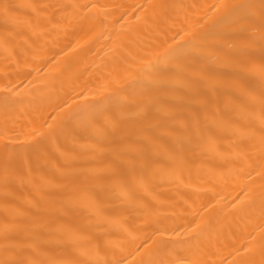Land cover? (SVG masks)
<instances>
[{"label":"bare ground","instance_id":"1","mask_svg":"<svg viewBox=\"0 0 264 264\" xmlns=\"http://www.w3.org/2000/svg\"><path fill=\"white\" fill-rule=\"evenodd\" d=\"M0 264H264V0H0Z\"/></svg>","mask_w":264,"mask_h":264}]
</instances>
